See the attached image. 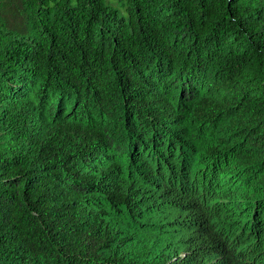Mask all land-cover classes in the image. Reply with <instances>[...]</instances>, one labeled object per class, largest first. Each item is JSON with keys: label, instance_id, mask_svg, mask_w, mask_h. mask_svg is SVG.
I'll return each mask as SVG.
<instances>
[{"label": "trees", "instance_id": "1", "mask_svg": "<svg viewBox=\"0 0 264 264\" xmlns=\"http://www.w3.org/2000/svg\"><path fill=\"white\" fill-rule=\"evenodd\" d=\"M0 264H264V0H0Z\"/></svg>", "mask_w": 264, "mask_h": 264}]
</instances>
